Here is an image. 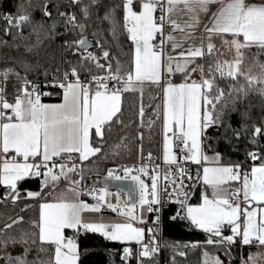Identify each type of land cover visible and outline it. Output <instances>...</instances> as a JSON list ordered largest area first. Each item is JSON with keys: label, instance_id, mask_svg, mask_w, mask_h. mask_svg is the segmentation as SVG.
I'll return each instance as SVG.
<instances>
[{"label": "snow or ice", "instance_id": "6c2138e0", "mask_svg": "<svg viewBox=\"0 0 264 264\" xmlns=\"http://www.w3.org/2000/svg\"><path fill=\"white\" fill-rule=\"evenodd\" d=\"M97 2L68 0L66 7L75 11H60V0H43L40 5L27 0L15 5V12H0L4 34L13 41L26 42L35 36L34 42L23 45L25 52L38 50L44 40L70 36L60 47L77 57L75 62L66 60L68 68L62 73L57 69L51 81L44 71L43 87L58 89L60 103H43L42 96L52 93L42 91V85L27 75L21 76L13 68L0 70L4 81L10 74L21 81L19 86L13 85L11 101L0 86V185L5 188L0 205L16 206L24 200L25 209L34 206L29 202L38 206V217L30 221L29 230L13 234L14 227L24 223L23 216L8 217L0 227V261L79 264L76 241L83 231L99 233L109 241L135 242V252L124 247L122 259L135 255L138 264L146 260L151 264L161 248L173 252L171 264H177L176 255L186 257L182 248L203 249L202 264H224L208 249L222 250L231 264L234 246L257 249L246 256L241 251V264H264V146L259 144L264 139V117L258 124H248L243 121L250 119L249 114L241 112L239 129L226 120L250 92L264 96V62L257 59L245 66L246 51L255 48L264 53V0H122L116 6L122 10V24L116 8L98 19L108 24L114 40L126 34L131 43L125 62L104 47V29L86 23ZM34 7L42 13L39 21L29 11ZM25 27L30 29L27 36ZM61 27L63 31H59ZM89 28L99 55L89 51L93 47L86 35ZM166 28L170 30L166 32ZM217 43L234 53L231 59L218 58ZM209 57L214 61L206 71L205 64L198 61ZM20 63L25 71L32 67L25 60ZM175 73L183 76L182 82L165 79ZM194 73L198 79L193 78ZM223 82H228L226 87L221 86ZM146 85L156 86L162 93V104L156 105L154 119L147 124ZM126 93L140 96L138 121L125 123L123 119ZM156 120L162 121L163 169L154 163L157 158L151 152L147 157L143 154V129L151 131ZM132 124L137 125L134 138L141 141L139 165L107 168L103 181L99 180L98 168L92 165L131 151L126 130ZM213 127H224L221 138L234 150L232 141L239 140L242 133L258 150L247 151L243 162L224 163L221 153L211 146L213 155H207L205 142L210 137L206 133ZM113 137L118 138L113 141ZM248 160L252 164L245 167ZM86 171H95V183L103 187H89ZM31 178H39V189L22 190L21 182ZM110 182H120L115 192L109 191ZM121 194L127 199L122 200ZM84 196L95 202L85 201ZM193 197H197L196 203L191 202ZM169 202L177 205L169 219L203 232V241L161 243L160 212ZM105 210L120 219L104 220ZM85 214L101 215L88 220ZM149 217H154L150 226ZM66 230L73 235H66ZM16 246L22 251L13 255L9 248ZM33 251L35 255L29 259Z\"/></svg>", "mask_w": 264, "mask_h": 264}, {"label": "trees", "instance_id": "16d2710c", "mask_svg": "<svg viewBox=\"0 0 264 264\" xmlns=\"http://www.w3.org/2000/svg\"><path fill=\"white\" fill-rule=\"evenodd\" d=\"M20 3H27V0H2V8L4 12L12 11L15 12V5ZM43 3V0H32L33 5H40ZM68 0H60V11H75V9L67 8L66 5ZM122 0H98L97 4L94 6L93 15L89 23L92 27H99L104 29L102 33V40L104 42V47L107 48L112 56L119 58L122 62L127 61L129 53L130 41L126 39V34H121L118 37V40H114L110 33L107 31L108 24L102 19L106 11L112 8H116L117 5L121 4ZM49 9L53 11L55 15V9L52 8V5H49ZM34 20L39 21L42 19V13L39 7H34L29 9ZM117 19L121 21L122 24V10L116 8ZM46 19V18H45ZM50 23V21H48ZM4 22H0V70L4 68H13L16 72H19L21 76L27 75L29 80H38L45 81L44 71L47 70L48 80L52 79V76L57 74V69L62 73L68 68V65L65 63L66 60L76 61L77 57L71 55L70 52L64 51L60 45L63 44L64 39H70V36L63 38L57 37L55 40H44L40 48L33 53H27L24 49L25 43H30L35 41V36L30 38V41L22 42L19 38L13 41L11 35L4 34ZM30 29L25 27L23 33L25 36L28 35ZM59 31H63V28H59ZM92 28H89L86 33L89 41L92 42L93 47L89 49L94 54H100L99 49L95 47V38L91 35ZM7 41V44L4 43ZM19 44L20 47L15 45ZM38 52V55L36 54ZM259 59L261 62H264V53H258V50L253 48L245 53V66L251 65L255 60ZM25 60L28 64L32 65L31 69L25 71L24 67L21 65L20 61ZM208 61V62H207ZM213 61L212 58H206L205 69L207 71V66ZM103 63V61H101ZM115 66V61H113ZM95 71V69H94ZM21 81L17 80L14 75L9 76L6 81V95L10 100L13 99L15 89L13 85L19 86ZM228 82L221 83L222 87H226ZM243 83V81H241ZM46 92H51V96H42V102H58L60 100L59 90L56 88H50L43 90ZM160 89L156 86H145V92L143 95V106L145 107V123L149 119H154V111L157 104H160L159 100ZM141 104V99L137 93H126L122 97V109H123V119L125 123L129 121L136 120L138 121V108ZM151 105V107H149ZM237 111L231 112L229 116L226 117L228 123L231 124L232 128L239 129L241 126V112H247L250 116V119L243 121L244 123L251 124L260 122V118L264 117V96L260 95L257 91H252L248 94L247 98L243 99L241 103L237 105ZM129 134V147L131 151H123L121 156L116 158L108 159L107 161H97L96 164L92 165L94 169L98 168L99 176L103 177L106 175V169L117 166L118 164H137L140 162V151L139 145L141 144L140 140L134 138L135 132L137 131V125L132 124L130 129L126 130ZM144 139L143 144V154L147 157L149 152L152 153L154 158H157L160 150V120H156L155 124L152 126V130L149 131L147 127L143 129ZM222 133H224V127L219 129L213 127L210 128L206 135L210 137L205 142V152L207 155L213 154L209 150V146L214 147L216 151L220 152L224 157V163L229 162H243L246 159V152L258 150L256 146L249 143V138L242 133L239 140L233 139L232 144L235 145V149L231 145L225 142L221 138ZM124 134V133H121ZM231 135V133H229ZM118 137H113V141ZM112 142V141H110ZM261 146H264V139L259 141ZM249 162V160L247 161ZM85 175H90L92 178L97 177L95 171L93 173H88L86 171ZM25 184L29 189H39L37 187V181L35 180H26L20 184ZM24 190V188L22 189ZM199 192V189H197ZM4 194V193H3ZM1 195V197L3 196ZM192 203L197 202V197H193ZM26 201L21 200L17 203L16 206H12L11 203L7 207L0 205V227H3V224L8 220V217L23 216L24 223L21 225L15 226L13 234L18 233L19 230H29L30 221L38 217V206H35V202L32 203L33 207H28L25 209ZM177 205L170 203L169 206L163 212V237L162 243L165 241L168 242H179L180 244L193 243L196 241H203L205 239V234L199 230H189L187 224L183 221L177 220L175 222L171 221L169 217L173 215L176 211ZM21 209H25L21 211ZM79 250L81 253V258L79 264H138V261L133 255L128 260H123V248L121 244L108 242L103 239L101 236L87 233L85 236L81 237L77 242ZM135 252V245L130 246ZM186 252V257H180L176 255L177 264H202V251L203 249H189L182 248ZM209 251L213 254L218 255L223 261L224 264H229L230 257L225 256L222 250H216L209 248ZM9 251L13 255L19 254L22 249L19 246L15 248L10 247ZM243 255L248 254V249L243 248L241 250ZM0 255H3L0 252ZM35 255V252L29 256V259H32ZM173 252L170 249L162 248L160 256V264H171V259ZM158 260L155 257V260L151 264H158ZM237 248L234 246L232 249L231 264H237ZM0 264H3V261H0ZM145 264H148L146 260Z\"/></svg>", "mask_w": 264, "mask_h": 264}, {"label": "crops", "instance_id": "0c3cea01", "mask_svg": "<svg viewBox=\"0 0 264 264\" xmlns=\"http://www.w3.org/2000/svg\"><path fill=\"white\" fill-rule=\"evenodd\" d=\"M257 2H259V0H257ZM175 34V33H174ZM217 48L219 49V52L221 53V52H226L227 54H228V56L230 57V58H232V56H233V54L234 53H231V52H229L225 47H223V46H221L219 43H217ZM225 53V54H226ZM209 58H211V57H209ZM212 59H214V58H212ZM221 60H225V58H223V59H221ZM214 61V60H213ZM213 61H212V63H213ZM198 62H205V60H203V61H198ZM208 62V61H207ZM166 71V70H165ZM193 78L194 79H198L199 77H198V75L197 74H193ZM165 79L167 80V79H170L173 83H180V82H182L183 81V76L180 74V73H175L174 75H172V76H167V75H165ZM159 100H160V104H162V93H161V91H160V94H159ZM11 101V100H10ZM61 102V97H60V100L58 101V102H43V103H60ZM162 155H163V131H162V121L160 120V150H159V157L162 159ZM124 165V164H123ZM129 166H131V165H133V164H128ZM137 165V164H136ZM114 167H118V166H114ZM106 175H104L103 177H105ZM86 177H90L89 179H87L86 180V183H87V185L89 186V187H91V186H95L96 188H100V187H103V185H97V184H95L94 182H93V179H95V178H97V177H95V178H92L90 175H87ZM145 179H146V181H147V177H145ZM28 180H35V181H37V187L38 186H40L39 185V178H31V179H28ZM22 183V182H21ZM0 186H2V185H0ZM3 188H4V186H2ZM20 188L21 189H29V187L28 186H26L25 184H22L21 186H20ZM30 190H32V189H30ZM34 190H36V189H34ZM117 190V188H115V189H109V191H112V192H115ZM85 201H87V202H89V203H94L95 201L94 200H92V198L90 197V196H84V197H82ZM112 200H113V202H115V198L114 197H112L111 198ZM121 199L122 200H125L126 199V196L125 195H123V194H121ZM100 215L101 214H85V219H88V220H97V219H99L100 218ZM103 218H104V220H111V219H120V217H118L115 213H111L110 211H107V210H105L104 212H103ZM72 232V230H66V235H69L70 233ZM92 234H96V235H99V236H101L99 233H92ZM103 239H104V237L103 236H101ZM106 240V239H105ZM106 241H108V242H112V243H118V244H121L122 246H124V247H130L131 245H136L135 244V242H128V243H121V242H117V241H109V240H106ZM245 248H247L249 251L248 252H255L257 249L256 248H248V247H245Z\"/></svg>", "mask_w": 264, "mask_h": 264}, {"label": "built area", "instance_id": "2783aa9c", "mask_svg": "<svg viewBox=\"0 0 264 264\" xmlns=\"http://www.w3.org/2000/svg\"><path fill=\"white\" fill-rule=\"evenodd\" d=\"M2 6H3V5H2V0H0V12H4ZM157 15H159V13H157ZM0 22H3V20H0ZM169 30H170V29H167V28H166V32L169 31ZM48 81H51V80H48ZM32 82H34V83H40V84L42 85V91H43V90H47V89L52 88V87H47V88L43 87L44 81L32 80ZM0 86H4V87H5V92H6V81H4L2 77H0ZM6 96H7V95H6ZM7 99H9L8 96H7ZM9 100H10V99H9ZM139 163H140V162H139ZM139 163H137V165H139ZM154 163H158V164H160V165H161V169H163V167H164V165H163V160H162L159 156L157 157V159H154ZM251 164H252V161L249 160V162L246 163L245 167H250ZM120 165H123V164H118L117 166H120ZM112 168H115V167H112ZM190 170H191V171L193 172V174H194V173H195V166H194V165L190 166ZM96 179H97V178L93 179V182H94V183H95ZM98 179L101 180V181H103L104 177H98ZM95 184H97V185H103L102 183H95ZM109 189H115V188H109ZM4 192H5V188H3V187L0 186V197H1V195H2ZM126 199H127V197H126ZM170 203H171V202L165 204V205L161 208V212H160L161 223H160V235H159L158 239L161 241V243H162V237H163V212H164V210L169 206ZM153 218H154V217H149V218H148L149 226L151 225V220H152ZM86 234H87V232H83V231H81V233H80L79 237L77 238V241H76V242H78L79 239H80L81 237L85 236ZM71 235H73V232H71V233L69 234V236H71ZM146 241H147V234H146ZM137 248H138V245H135V249H137ZM236 248H237V262H238L237 264H241V249H240L239 247H236ZM161 250H162V248H161ZM161 250H160V252L156 255V258H157V260H158V262H159L158 264H160Z\"/></svg>", "mask_w": 264, "mask_h": 264}, {"label": "rangeland", "instance_id": "374dc122", "mask_svg": "<svg viewBox=\"0 0 264 264\" xmlns=\"http://www.w3.org/2000/svg\"><path fill=\"white\" fill-rule=\"evenodd\" d=\"M227 52V51H226ZM226 52H219L220 53V55H219V59H223V58H225V59H231L229 56H228V54L226 53ZM226 53V54H225ZM246 53V52H245ZM214 60V59H213ZM211 155H213V154H211ZM211 155H209V156H211ZM2 187V186H1Z\"/></svg>", "mask_w": 264, "mask_h": 264}, {"label": "water", "instance_id": "95a60500", "mask_svg": "<svg viewBox=\"0 0 264 264\" xmlns=\"http://www.w3.org/2000/svg\"><path fill=\"white\" fill-rule=\"evenodd\" d=\"M117 183H120V182H111V183L109 184V188H117V187H116ZM124 183L126 184V182H124ZM123 255H124V254H123Z\"/></svg>", "mask_w": 264, "mask_h": 264}, {"label": "bare ground", "instance_id": "6f19581e", "mask_svg": "<svg viewBox=\"0 0 264 264\" xmlns=\"http://www.w3.org/2000/svg\"><path fill=\"white\" fill-rule=\"evenodd\" d=\"M110 183H111V182H110ZM110 183H109V184H110Z\"/></svg>", "mask_w": 264, "mask_h": 264}]
</instances>
